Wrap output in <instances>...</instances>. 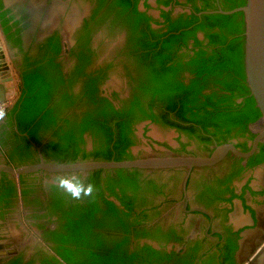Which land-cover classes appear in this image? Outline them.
Masks as SVG:
<instances>
[{
    "label": "flooded vegetation",
    "instance_id": "flooded-vegetation-1",
    "mask_svg": "<svg viewBox=\"0 0 264 264\" xmlns=\"http://www.w3.org/2000/svg\"><path fill=\"white\" fill-rule=\"evenodd\" d=\"M226 2L0 0L21 36L11 41L0 19L19 85L0 121V164L208 157L227 144L250 152L261 113L250 118L244 66L201 73L221 58L196 62L224 46L207 35L219 27L200 26ZM35 69L50 83V110L35 128L23 129L31 113L21 128L16 117L7 125ZM187 97L199 107L184 109ZM73 172L95 185L92 196L73 200L46 184ZM249 261L264 264V140L249 157L229 151L212 165L0 172V264Z\"/></svg>",
    "mask_w": 264,
    "mask_h": 264
},
{
    "label": "water",
    "instance_id": "water-1",
    "mask_svg": "<svg viewBox=\"0 0 264 264\" xmlns=\"http://www.w3.org/2000/svg\"><path fill=\"white\" fill-rule=\"evenodd\" d=\"M10 3V2H9ZM242 13L244 22L243 37V66L246 85L250 95L254 98L257 108L260 110V117L256 123L257 136L254 140L253 149L250 152H241L234 145L227 144L219 146L211 156L208 157H147L133 160H97L68 164H34L15 168L8 164H0V172H7L13 175H21L36 171L40 168L51 171H92L98 169L116 168H168L178 166H203L212 165L223 158L229 151L241 157H249L258 148L260 141L264 140V0H246L245 4L231 10H214L204 13L233 14ZM4 41V45L3 42ZM6 36L0 22V102L8 101L3 91L4 85L13 81L11 68L7 60ZM245 248V241L241 244V253ZM243 263L241 264H250Z\"/></svg>",
    "mask_w": 264,
    "mask_h": 264
},
{
    "label": "trees",
    "instance_id": "trees-1",
    "mask_svg": "<svg viewBox=\"0 0 264 264\" xmlns=\"http://www.w3.org/2000/svg\"><path fill=\"white\" fill-rule=\"evenodd\" d=\"M245 4V0H228L223 6V9L230 10L238 6H242ZM2 5H0V19L4 28L5 33L8 35V38L16 44L21 43V36L19 33V29L15 32H10L12 25L9 24V21L14 18L12 15L11 17H7L9 13H11V9L1 10ZM197 17L194 16V20ZM19 21H15L17 24ZM215 25L220 28V31L214 32L213 34L207 33L212 39V42L219 41L218 38H221L222 46L221 48H217L213 50L214 54L211 55L210 58L205 59L203 61H196L197 63L201 62H216L219 58H221L220 62L214 63V66L209 68L204 63V67L200 68V72H215L218 69H225V70H235L237 74H243V37L242 33L244 32V22L242 18L241 12H236L233 14H207L203 16V24L200 28L206 29V25ZM227 30V31H226ZM226 32L230 33V35L234 36L232 39H226ZM226 39V40H225ZM59 47L57 46V52L59 51ZM22 95L20 100L14 106V108L9 112V118L7 119V125H13L12 120L16 117L18 121V126L22 127V122L20 120L21 114L31 113V117L27 119V123L23 129H28L30 126H34L35 124L39 123L38 117L43 114L45 111H49L50 108L48 107V102L50 97L49 90H50V83L46 76L42 74L38 69L34 71L27 72L24 74V82L22 87ZM247 93H250L247 90ZM247 99V108L250 111V118L253 119L260 114L259 109L256 107V103L252 96ZM198 97H187L186 99H181L182 105L184 109H193L199 107L197 103ZM212 99V97H209ZM226 98L222 97L219 99V102L225 101ZM218 102V101H217ZM218 102V103H219ZM188 103H192V106H188ZM226 104H231V102L226 101ZM172 107H176L175 105H171ZM210 124V123H209ZM7 125L2 126L5 128ZM31 132V131H30ZM33 133V132H31ZM1 134V132H0ZM1 136V135H0Z\"/></svg>",
    "mask_w": 264,
    "mask_h": 264
},
{
    "label": "clouds",
    "instance_id": "clouds-1",
    "mask_svg": "<svg viewBox=\"0 0 264 264\" xmlns=\"http://www.w3.org/2000/svg\"><path fill=\"white\" fill-rule=\"evenodd\" d=\"M5 116L6 112L3 108H0V121H3ZM46 184H50L51 187L61 190L73 200L90 197L96 190L93 183L86 182V177L83 174L75 172L55 175L51 178L50 182L46 181Z\"/></svg>",
    "mask_w": 264,
    "mask_h": 264
},
{
    "label": "crops",
    "instance_id": "crops-1",
    "mask_svg": "<svg viewBox=\"0 0 264 264\" xmlns=\"http://www.w3.org/2000/svg\"><path fill=\"white\" fill-rule=\"evenodd\" d=\"M11 76H13L12 72H11ZM18 86L19 85L17 84V82H15L14 79L12 82L4 85L3 91H4L5 96L7 97L8 101L13 100L15 98V96L19 90Z\"/></svg>",
    "mask_w": 264,
    "mask_h": 264
},
{
    "label": "built area",
    "instance_id": "built-area-1",
    "mask_svg": "<svg viewBox=\"0 0 264 264\" xmlns=\"http://www.w3.org/2000/svg\"><path fill=\"white\" fill-rule=\"evenodd\" d=\"M10 105V101L0 102V108H3V110L7 113L8 108Z\"/></svg>",
    "mask_w": 264,
    "mask_h": 264
}]
</instances>
